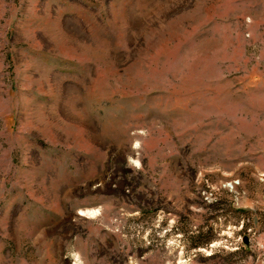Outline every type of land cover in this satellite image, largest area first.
Returning a JSON list of instances; mask_svg holds the SVG:
<instances>
[{
  "label": "rangeland",
  "instance_id": "obj_1",
  "mask_svg": "<svg viewBox=\"0 0 264 264\" xmlns=\"http://www.w3.org/2000/svg\"><path fill=\"white\" fill-rule=\"evenodd\" d=\"M0 264H264V0H0Z\"/></svg>",
  "mask_w": 264,
  "mask_h": 264
}]
</instances>
